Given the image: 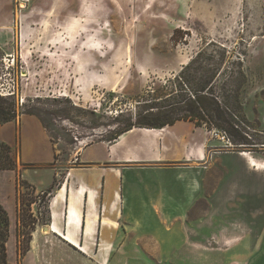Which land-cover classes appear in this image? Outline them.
Segmentation results:
<instances>
[{"label":"rangeland","instance_id":"obj_1","mask_svg":"<svg viewBox=\"0 0 264 264\" xmlns=\"http://www.w3.org/2000/svg\"><path fill=\"white\" fill-rule=\"evenodd\" d=\"M203 47L205 57L225 47L228 66L240 58L245 131L256 147L240 155L215 128L191 123L206 147L189 168L199 187L187 219L145 226L150 241H117L107 259L87 258L41 222L28 237L23 223L47 214L39 191L19 187V243L34 249V264H264V0H0V90L14 91L0 102L12 118L41 122L56 168L85 144L111 138L143 111L138 100L149 91L169 92L162 86ZM9 164L3 150L0 166ZM91 245L96 253L99 243Z\"/></svg>","mask_w":264,"mask_h":264},{"label":"crops","instance_id":"obj_2","mask_svg":"<svg viewBox=\"0 0 264 264\" xmlns=\"http://www.w3.org/2000/svg\"><path fill=\"white\" fill-rule=\"evenodd\" d=\"M191 123L181 120L158 129L133 127L116 139L85 144L56 168L57 150L37 118L17 114L0 122V156L6 150L14 162L11 168L0 166V206L9 221L7 262L35 263L33 248L20 258L17 254V194L22 177L42 191L63 170L48 201L47 231L87 258L107 259L116 251L114 243L127 242L131 236L134 241H150L152 234L143 233L145 226L174 224V219L183 224L199 187L198 174L189 168L204 160L206 147ZM133 227L141 228L131 231ZM93 242L99 243L96 253Z\"/></svg>","mask_w":264,"mask_h":264},{"label":"trees","instance_id":"obj_3","mask_svg":"<svg viewBox=\"0 0 264 264\" xmlns=\"http://www.w3.org/2000/svg\"><path fill=\"white\" fill-rule=\"evenodd\" d=\"M213 43H208L212 45ZM207 47L198 51L182 69L168 80L169 83L163 85L165 89L170 87L169 92H164L160 87L149 91L145 97L138 100L142 105L143 111L137 113L123 127L118 129L115 134L107 139H116L123 132L133 127L162 128L171 125L177 121H190L195 126L204 125L207 129L215 128L222 133L226 139V147L233 151H245L248 147H256L254 142L247 139L246 128H249L250 122L243 111V105L240 97V91L246 83V76L242 69L240 58L237 62H230L228 66L226 55L228 51L223 47L222 54L211 53L205 57ZM208 59L212 63V68L207 69L203 66L200 59ZM224 65L223 68V64ZM192 72L190 73V71ZM190 74L185 76L184 74ZM205 72H209L206 76ZM228 73V74H226ZM225 74V75H224ZM186 87L183 88V87ZM188 89V91H187ZM156 93V94H155ZM12 119L7 105L0 102V122H6ZM56 158V154H55ZM7 167H13L9 164ZM30 188L33 193L35 187L26 180L19 178V187ZM56 187L53 181L52 185L45 190L39 191L38 199L44 204V210L47 214V220L31 218L23 226L28 225L27 236H31L36 223L47 224L49 219L48 201L52 190ZM19 194H17V200ZM37 204V210L41 209V204ZM30 206V204H26ZM21 208V207H20ZM18 207V210L20 209ZM29 210V209H28ZM19 220V215H18ZM8 216L5 210L0 206V264H9L7 262L6 241L8 238ZM29 249V246H21L19 243V233L17 229V254L18 258Z\"/></svg>","mask_w":264,"mask_h":264},{"label":"bare ground","instance_id":"obj_4","mask_svg":"<svg viewBox=\"0 0 264 264\" xmlns=\"http://www.w3.org/2000/svg\"><path fill=\"white\" fill-rule=\"evenodd\" d=\"M242 155H245L246 154V152H240ZM248 162H249V164L251 165V166H253V167H256L257 166V161L256 160H254L253 158H251V157H248Z\"/></svg>","mask_w":264,"mask_h":264},{"label":"built area","instance_id":"obj_5","mask_svg":"<svg viewBox=\"0 0 264 264\" xmlns=\"http://www.w3.org/2000/svg\"><path fill=\"white\" fill-rule=\"evenodd\" d=\"M6 69H7V67H6ZM13 94H14L13 90L11 92H3V91L0 90V96L13 95Z\"/></svg>","mask_w":264,"mask_h":264},{"label":"water","instance_id":"obj_6","mask_svg":"<svg viewBox=\"0 0 264 264\" xmlns=\"http://www.w3.org/2000/svg\"><path fill=\"white\" fill-rule=\"evenodd\" d=\"M43 229L47 230V226H46V225H45V226H43Z\"/></svg>","mask_w":264,"mask_h":264}]
</instances>
